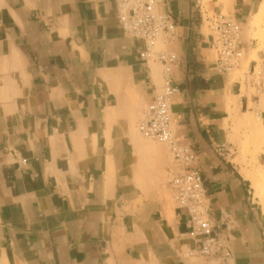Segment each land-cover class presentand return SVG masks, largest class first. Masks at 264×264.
Instances as JSON below:
<instances>
[{
	"label": "crops",
	"instance_id": "0c3cea01",
	"mask_svg": "<svg viewBox=\"0 0 264 264\" xmlns=\"http://www.w3.org/2000/svg\"><path fill=\"white\" fill-rule=\"evenodd\" d=\"M157 1L176 23L156 50L178 56L172 126L190 165L138 132L163 69L140 58L115 0H0V264H264V208L243 172L253 165L235 161L233 121L253 113L246 77L264 66V25L252 26L264 0ZM225 9L242 25L236 80L243 62L218 72L207 23ZM187 169L203 178L229 257L197 252L171 188Z\"/></svg>",
	"mask_w": 264,
	"mask_h": 264
},
{
	"label": "built area",
	"instance_id": "2783aa9c",
	"mask_svg": "<svg viewBox=\"0 0 264 264\" xmlns=\"http://www.w3.org/2000/svg\"><path fill=\"white\" fill-rule=\"evenodd\" d=\"M120 11L121 28L128 34L144 41L140 52L142 60L156 58L162 65L163 81L160 91L145 107L138 132L146 139L166 144L174 159L190 165L196 158L194 151L176 137L172 126L171 100L178 88L173 83V68L178 63L174 52H157V46L164 34H173L176 23L172 17L157 10V0H115ZM207 23L215 35V66L219 73L228 74L239 68L245 53L242 42V25L233 16L222 12L213 13ZM246 83L253 96L252 110L256 120H262L264 113V66L259 65L247 73ZM223 157L233 151L227 144L217 146ZM174 199L189 218L192 234L199 238L198 253L213 257L225 253L229 257L226 240L214 231L212 221L206 214V190L201 174L187 169L171 181Z\"/></svg>",
	"mask_w": 264,
	"mask_h": 264
},
{
	"label": "rangeland",
	"instance_id": "374dc122",
	"mask_svg": "<svg viewBox=\"0 0 264 264\" xmlns=\"http://www.w3.org/2000/svg\"><path fill=\"white\" fill-rule=\"evenodd\" d=\"M209 1L210 0H204V3H208ZM222 1L227 2V0H222ZM223 13L229 14L226 9L223 11ZM262 24L264 25V14L259 20L258 27H261ZM262 30H264V28L261 29L260 31ZM259 34L262 38L264 37L263 32ZM245 65H246V62H243L242 70L240 72L237 71L234 74L235 79L238 77L237 76L238 74L241 76L243 75V72L245 71ZM250 106H252V104H250ZM249 117L252 119H250ZM248 118L254 121L255 123L259 122L258 120H256L252 112H249L248 114L243 115V116H238L234 118L233 120L234 123L236 124V126H234V129L238 131V133H241L239 137L242 140V148H241L240 142H238V153H237L238 156L235 161L236 162L241 161V163H244L246 164V166H249V167L253 165L251 171L246 170V169L243 171L244 174L245 173L253 174V172H255L254 169H256L255 167L258 165V163L261 162V155H262V151L264 150V133L253 135L250 131L249 126L246 124ZM248 171H250L251 173ZM259 178L261 179L260 181L264 179L261 175H259Z\"/></svg>",
	"mask_w": 264,
	"mask_h": 264
},
{
	"label": "bare ground",
	"instance_id": "6f19581e",
	"mask_svg": "<svg viewBox=\"0 0 264 264\" xmlns=\"http://www.w3.org/2000/svg\"><path fill=\"white\" fill-rule=\"evenodd\" d=\"M263 14H264V2L253 13L252 26L253 25L258 26L259 20L261 19ZM261 32L264 33V30L260 31V33ZM245 69H246V65H245ZM249 118L247 119L246 124L249 126L251 133L253 135L263 134L264 133V120L262 119V120H259V122L257 121L258 123H255L254 121L250 120L252 118H250V119ZM255 168L256 169H254L255 172H253V174L245 173L244 175H246V177H248L252 180V185H253V188L255 189V195L260 199V203H261V205H263V208H264V179L262 181H260L261 179L259 178V175H261L264 178V150L262 151L261 162L258 163V165ZM250 171H248V172H250Z\"/></svg>",
	"mask_w": 264,
	"mask_h": 264
}]
</instances>
